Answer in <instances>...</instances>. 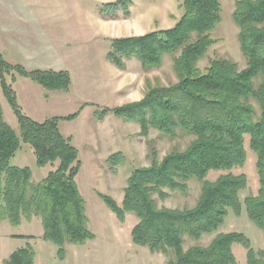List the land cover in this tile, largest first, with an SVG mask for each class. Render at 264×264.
Segmentation results:
<instances>
[{
    "label": "trees",
    "instance_id": "1",
    "mask_svg": "<svg viewBox=\"0 0 264 264\" xmlns=\"http://www.w3.org/2000/svg\"><path fill=\"white\" fill-rule=\"evenodd\" d=\"M131 4V0H121L100 7L99 12L123 9L129 15ZM182 8L175 27L114 40L107 55L121 70L132 58L145 70H152L162 66L164 56H174L178 81L168 86L147 83L141 101L104 113L139 123L146 139L153 128L172 140L179 132L194 140L185 150H173L163 160L150 142V165L131 173L122 203L100 196L119 222L125 223L127 214H135L139 222L131 233L133 243L164 253L170 258L168 264H238L235 245L246 249V264H264V247L256 251L241 232H220L229 211L240 215L243 205L248 217L264 230V0H235L233 20L247 63L242 70L235 62L221 58L211 60L205 71L199 67L216 43L212 34L222 22L220 1L183 0ZM9 76L12 81L17 76L30 79L48 92L65 93L71 89L72 77L67 71H29L0 54V86L19 125L18 134L4 120L0 105V222L19 226L24 219L41 218L42 238L57 246L62 260L67 244L83 245L95 239L77 183L80 153L72 138L60 130L62 121L75 120L78 114L33 120L23 111ZM23 145L32 149L39 168H50L39 182L32 180L30 168L11 165ZM246 145L256 155L259 190L242 202L248 178L234 174V170L247 162ZM212 173H219L215 181L209 178ZM191 180L202 185L194 207H158L156 195L162 200L168 197L165 190L187 195ZM213 235L206 247L184 249L186 238L199 243ZM35 254L28 245L13 252L4 264H35Z\"/></svg>",
    "mask_w": 264,
    "mask_h": 264
},
{
    "label": "rangeland",
    "instance_id": "2",
    "mask_svg": "<svg viewBox=\"0 0 264 264\" xmlns=\"http://www.w3.org/2000/svg\"><path fill=\"white\" fill-rule=\"evenodd\" d=\"M101 1L102 3L100 6L104 7L121 0ZM219 1L222 5V22L212 34V38L216 43L210 48L206 57L199 63V67L205 71V69L209 67L211 60L221 58L235 62L239 69L242 70L246 68L247 63L240 49L238 39L239 29L233 20L235 0ZM131 2L132 4L129 6V15L125 14L123 9H118L117 12L110 10L108 14H101L106 18L109 15H114L117 18L116 31L108 40H99L94 34H89L87 31L80 35L69 34L63 31L54 35L61 41H68V39H70L72 45L75 43L79 48H82V50H78L80 55L83 54L81 58L65 59L62 57L60 61H65L66 63L60 64L59 67L68 70L72 69L73 74L75 71L77 74H84V69H86L87 73L94 78L92 92H97L99 87L108 79V75L104 69V63L109 61L107 55L111 51L112 42L114 40L142 37L147 35V33L150 34L151 32H149L147 27L155 24L156 20L163 22V27L168 29L174 22H179L177 20L181 19L184 12L182 8L183 0H131ZM55 7L62 8V4L57 3ZM84 8L87 12L88 10L95 12L98 10L96 4L93 5L88 1L84 3ZM178 16H180V19H178ZM104 41H107L109 46ZM58 55H54L53 58L59 57ZM79 60L87 61L88 65H83L81 68L71 63V61ZM133 61L136 62V58H134ZM173 63L174 56L170 55L164 56L160 68L152 70H145L140 62L137 68L134 67L135 65L131 68V73L124 74L122 80H127L128 83V79H131L132 87L129 90H131L132 96L135 99H139L141 95L145 96L148 90L147 83L153 86H168L178 81L174 72ZM53 66L52 68H56L55 65ZM27 70L32 71L39 69ZM11 78L12 77L9 76L8 80L12 83L15 91L21 88L24 82L23 79H26L17 76V80L12 81ZM46 93L45 101L49 104V108L46 109L47 113H45V115H48L49 118L68 117L73 114H78L75 120L62 121L60 123V130L65 137L72 138L73 145L79 150L81 169L77 178V183L86 203L89 230L95 235V240L97 241L92 243V240L83 245H75V251L77 249L82 251L77 259L73 252L74 250L70 251L66 249L65 258L62 260L58 257V251L56 252V257H52L49 253H46L44 255L45 264H132L133 261V264H168L170 258L164 253L152 252L149 248L139 247L133 243L131 233L139 222L137 216L129 213L126 216L125 223L119 222L116 215L107 206L100 194L109 196L118 204H121L131 173L139 168H147L150 165V161L147 158L151 148L150 142L153 143L152 147L157 149L159 160H163L164 157L173 150H185L194 140V137L179 132L178 137L172 140L158 130L152 128L149 132V138L146 139L141 135L139 123L130 122L113 113L105 114L104 111L106 107L92 106V108L85 110V112H82L83 114L79 115L83 109L81 108L83 105L79 102L73 103V100H71L69 106L64 108L60 103H56L55 100H52V96L49 98L52 94L51 92L46 91ZM100 94L104 95L105 93L101 92ZM72 96L76 95L72 93ZM0 105L3 110L4 120L19 134L17 119L6 98L3 97L1 87ZM117 105L118 104L113 103V105L109 106ZM246 146L247 162L242 169L234 170V174H245L248 178V189L241 193L242 202L249 195H257L259 190L256 155L250 150L248 145ZM17 161L31 168L35 175V180H38L41 176L45 177L50 169L49 167L39 168L32 149L26 145H23V149L17 153L16 158L12 159L11 165H17ZM218 177L219 173H212L209 178L211 181H215ZM188 185L189 192L187 195L169 190H165V193L168 194L165 200L160 199V197L156 195L155 200L158 207L170 210H183L194 207L200 197L202 185L197 180H191ZM39 219L42 222V219ZM41 224H43V222ZM9 225L14 231L17 229L22 233L18 235L19 241H25V244L19 247H17L19 244L12 242L13 245H16V249L27 247L28 245L33 246L34 250L39 249L38 245L31 243L32 239L28 240L22 238L24 236L26 237L25 234H27L24 228H18L19 226H13L10 223ZM35 228L36 227L33 228V232H36ZM220 232H241L250 239L252 247L256 251L264 247V230L260 229L248 217L245 205H243L240 215H236L233 210L229 211L226 222ZM5 235H7L6 229L0 226V249L6 244L5 239L2 237ZM109 236L116 237L111 239ZM214 236L216 235L206 236L199 243L186 238L184 249L187 250L195 245L206 247L211 243ZM68 245L70 244H67L66 247ZM234 247V253L238 260V264H246V249L241 245H235ZM129 248L135 252L136 250L142 252L134 256V260L133 257L130 258V263V259L125 253ZM133 251L131 252L132 254Z\"/></svg>",
    "mask_w": 264,
    "mask_h": 264
},
{
    "label": "crops",
    "instance_id": "3",
    "mask_svg": "<svg viewBox=\"0 0 264 264\" xmlns=\"http://www.w3.org/2000/svg\"><path fill=\"white\" fill-rule=\"evenodd\" d=\"M86 1L91 2L93 5L96 4L98 9L97 12L92 10H88L87 12L84 8V3ZM57 3H61L62 8L55 7ZM101 3V0H0V54L9 63L13 65H23L26 69L70 72L72 76L70 91L66 93L51 92L53 95L51 94L49 98L52 96L54 98H52V100H55L56 103H60L64 108L69 106L71 100H73V103L79 102L83 105L81 107L83 109L79 115L83 114L82 112H85V110L92 108V106H101L106 107L108 110H112L139 102L144 97L141 95L139 99H135L132 96L131 90H129L132 87L131 79H128V83L127 80H122L123 75L129 73L134 65L135 68L138 67V64H140L138 59H136L137 63L133 61L134 58L127 61L126 69L124 70L117 68L110 61H106L104 63V69L106 70L108 79L99 87L97 92H92L94 78L87 73L86 69H84V74H77L76 71L73 74L72 69L68 70L59 67L60 64L65 62L60 61L62 57L65 59H78L77 57L81 58L83 54L80 55L78 53V50H82V48H79L75 43L72 45L70 39H68V41H61L54 35L62 31L69 34L80 35L87 31L89 34H94L99 40H108L110 36L114 35L117 18L114 15H109L107 18L103 17L99 12ZM178 19H180V16H178ZM176 24L177 22H174L168 29L173 28ZM147 29H149L151 33L168 30L163 27V22L157 20L155 24L150 25ZM104 42L107 43V41ZM57 53L63 54L58 55ZM54 55H58L59 57L53 58ZM71 63L81 68L83 65H88L87 61L80 60L71 61ZM53 65H55L56 68H52L54 67ZM23 80L24 82L21 88L19 90L16 89L18 100L23 111L37 122L45 121L49 118L48 115H45V113H47L46 109L49 108V104L45 101L47 95L46 91L31 80ZM101 92L105 94H100ZM72 93L76 96H72ZM113 103L118 105L109 106L113 105ZM110 113L111 112H108L107 114ZM15 166L20 168L28 167L18 161ZM43 177L44 176H41V178L35 180V175L32 171V180L34 182L41 181ZM41 223L38 217H34L30 221H22L18 227L25 229L24 231L27 233L25 234L26 237H35L31 242L39 247L38 250H35V264H45L44 255L49 253L52 257H56V252L58 251L56 245L42 238L44 229ZM0 226H3L7 232V235L2 236L6 244L0 249V264H4L13 252L20 249H16V245H13L12 242L19 244L17 246L19 247L25 244V241H19L18 235L22 233L17 229L14 231L9 223L1 222ZM34 227H36V232H33ZM109 237L114 239L116 236ZM95 241L97 240L94 239L92 243ZM74 248L76 247L73 244L66 247V249L70 251L74 250ZM130 250L132 249H127L125 253L128 255L129 259L133 257V260L134 256L141 252L132 250V254ZM73 252L77 259L82 251L77 249ZM67 254L69 256L68 252ZM143 255L145 256L146 254ZM130 261L131 259L129 263ZM133 263L134 261L132 264Z\"/></svg>",
    "mask_w": 264,
    "mask_h": 264
}]
</instances>
